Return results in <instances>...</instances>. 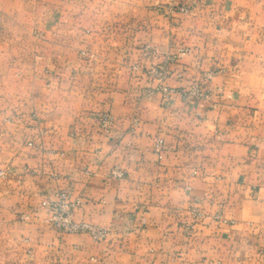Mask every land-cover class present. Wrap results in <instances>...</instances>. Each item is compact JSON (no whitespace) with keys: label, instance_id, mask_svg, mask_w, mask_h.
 I'll list each match as a JSON object with an SVG mask.
<instances>
[{"label":"crops","instance_id":"0c3cea01","mask_svg":"<svg viewBox=\"0 0 264 264\" xmlns=\"http://www.w3.org/2000/svg\"><path fill=\"white\" fill-rule=\"evenodd\" d=\"M117 2L98 32L53 20L34 50L3 38L0 0V264H264L261 0ZM180 46L191 52L167 84L211 77L208 99L165 97L148 78ZM59 191L104 240L47 224Z\"/></svg>","mask_w":264,"mask_h":264},{"label":"rangeland","instance_id":"374dc122","mask_svg":"<svg viewBox=\"0 0 264 264\" xmlns=\"http://www.w3.org/2000/svg\"><path fill=\"white\" fill-rule=\"evenodd\" d=\"M6 2L8 18L4 19V21L10 23L11 28L6 30V36L0 35V37L12 40L13 47L18 45V43H26L28 49L33 48L35 50L36 40L46 42L51 39L53 31L47 25L53 20L57 23H67L69 20L74 21L78 28V36L79 33L83 35L84 33L98 32L103 20L115 21V18H117V15H115L117 0H6ZM261 2V6L264 8V0H261ZM181 8L186 9V11L180 10L183 14H188L190 11V8L186 6L179 9ZM58 11L60 13L56 14ZM208 18L210 22L211 16L208 15ZM61 33L66 34L67 30L61 29ZM205 35L211 38L210 28L206 30ZM206 41L211 43L210 39ZM180 47L188 50L186 55L191 52L190 47ZM206 48L208 49L207 51H212L213 49L211 44L207 45ZM80 53L85 55L86 51L81 50ZM91 57H93V54ZM2 64L0 63V66ZM205 79L202 81L207 82L206 85H208L211 77L207 80Z\"/></svg>","mask_w":264,"mask_h":264},{"label":"built area","instance_id":"2783aa9c","mask_svg":"<svg viewBox=\"0 0 264 264\" xmlns=\"http://www.w3.org/2000/svg\"><path fill=\"white\" fill-rule=\"evenodd\" d=\"M181 11L186 9L181 8ZM184 47H177L167 55L165 61L160 65H152L147 69L148 78L156 83V90L162 93L165 97L178 95L184 101H193L199 99H208L211 95V90L207 82L193 81L187 88L171 87L167 84V80L173 75V72L168 68L169 64L177 63L187 53ZM84 54V52H82ZM181 75H178L180 77ZM210 77H206L208 79ZM101 129L109 134L112 130L113 119L108 113H104L99 118ZM162 151L161 141L155 143V152L160 155ZM113 177L122 178L123 173L120 170L112 172ZM0 177H5L4 171L0 170ZM81 200L75 198L69 199L65 191H59L55 194L54 200H47L43 205L47 209L46 222L53 229L60 233L67 234H87L94 242H100L107 236V231L98 225L80 221L75 219L74 212L80 206ZM195 219H201L203 214L199 210L193 212Z\"/></svg>","mask_w":264,"mask_h":264}]
</instances>
